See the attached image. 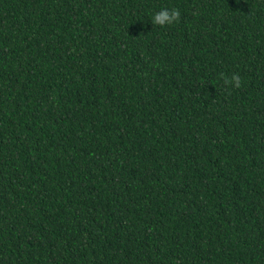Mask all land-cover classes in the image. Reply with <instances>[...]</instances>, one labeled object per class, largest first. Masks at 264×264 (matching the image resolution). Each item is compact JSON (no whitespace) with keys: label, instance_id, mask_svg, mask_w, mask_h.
Segmentation results:
<instances>
[{"label":"trees","instance_id":"obj_1","mask_svg":"<svg viewBox=\"0 0 264 264\" xmlns=\"http://www.w3.org/2000/svg\"><path fill=\"white\" fill-rule=\"evenodd\" d=\"M0 264H264V0H0Z\"/></svg>","mask_w":264,"mask_h":264},{"label":"clouds","instance_id":"obj_2","mask_svg":"<svg viewBox=\"0 0 264 264\" xmlns=\"http://www.w3.org/2000/svg\"><path fill=\"white\" fill-rule=\"evenodd\" d=\"M179 15V11L175 8H162L152 15L150 22L152 25L164 26L173 23L179 17ZM231 80L235 82L236 86H239V80L235 75L232 76ZM228 82L229 81L226 78L225 83Z\"/></svg>","mask_w":264,"mask_h":264}]
</instances>
